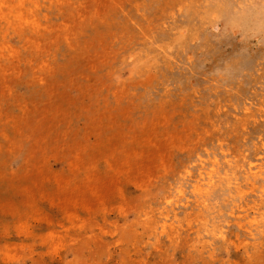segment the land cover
Here are the masks:
<instances>
[{"label":"rangeland","instance_id":"obj_1","mask_svg":"<svg viewBox=\"0 0 264 264\" xmlns=\"http://www.w3.org/2000/svg\"><path fill=\"white\" fill-rule=\"evenodd\" d=\"M24 3L0 264H264V0Z\"/></svg>","mask_w":264,"mask_h":264},{"label":"bare ground","instance_id":"obj_2","mask_svg":"<svg viewBox=\"0 0 264 264\" xmlns=\"http://www.w3.org/2000/svg\"><path fill=\"white\" fill-rule=\"evenodd\" d=\"M13 1L18 6L16 8L17 11L14 14H13V5L11 3H9L7 5H3L2 4L3 1H0V18L4 21L3 26L4 27H11V28L17 27L15 29H13L14 31H18L19 30L18 27H20L22 24L25 26L24 28L29 27V28L36 29L37 27H39V24H37L36 20L30 19L29 18L30 13L24 9L25 4H26V3H24V0H13ZM4 7H7V8H4ZM24 30L25 29H21L18 32V35L21 36V34L24 33ZM3 31H6V29H3ZM22 36H24V35H22ZM28 38H30V35L28 36ZM5 50L7 51L8 56L11 58L13 54H11V56H10L9 51L11 53H13V51L8 50V49H5ZM0 52H1V54H6L4 51H0ZM12 58H18V56H14ZM253 169H254V171H253ZM255 169H256V166L252 167V165H249L247 167V171L251 172L253 174L255 173ZM210 177H212V173L208 176V178H207L208 181L212 179Z\"/></svg>","mask_w":264,"mask_h":264}]
</instances>
